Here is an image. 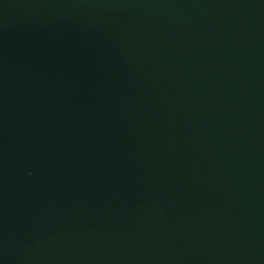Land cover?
I'll return each instance as SVG.
<instances>
[{
    "label": "water",
    "instance_id": "1",
    "mask_svg": "<svg viewBox=\"0 0 264 264\" xmlns=\"http://www.w3.org/2000/svg\"><path fill=\"white\" fill-rule=\"evenodd\" d=\"M0 264H264V0H0Z\"/></svg>",
    "mask_w": 264,
    "mask_h": 264
}]
</instances>
